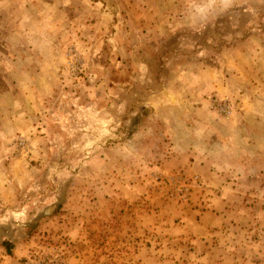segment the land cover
<instances>
[{
  "label": "rangeland",
  "instance_id": "374dc122",
  "mask_svg": "<svg viewBox=\"0 0 264 264\" xmlns=\"http://www.w3.org/2000/svg\"><path fill=\"white\" fill-rule=\"evenodd\" d=\"M0 264H264V0H0Z\"/></svg>",
  "mask_w": 264,
  "mask_h": 264
},
{
  "label": "trees",
  "instance_id": "16d2710c",
  "mask_svg": "<svg viewBox=\"0 0 264 264\" xmlns=\"http://www.w3.org/2000/svg\"><path fill=\"white\" fill-rule=\"evenodd\" d=\"M132 124L133 125L135 124V119L134 118H132ZM1 246L6 249V247H8L9 245H8V243L1 242Z\"/></svg>",
  "mask_w": 264,
  "mask_h": 264
}]
</instances>
